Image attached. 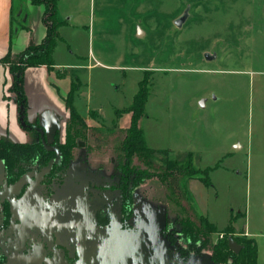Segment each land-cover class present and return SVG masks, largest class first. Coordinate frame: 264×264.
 Instances as JSON below:
<instances>
[{"label":"rangeland","instance_id":"374dc122","mask_svg":"<svg viewBox=\"0 0 264 264\" xmlns=\"http://www.w3.org/2000/svg\"><path fill=\"white\" fill-rule=\"evenodd\" d=\"M61 4L68 14L59 13L60 18L78 25L63 30L62 62L74 65L58 73L71 77L72 88L77 87L73 105L89 127L81 146L72 151L67 171L69 180L81 187L73 198L76 187L71 185L68 196L57 201L40 184L33 185L28 172L12 187L0 175L2 192L12 190L11 196L23 182L31 183L15 203L17 216L26 226L32 220L75 225L70 226L79 240L74 264H81L80 249L83 264H163L153 232L169 244L176 260L213 262L218 240L226 237L199 230L198 208L220 229L232 215L243 214L234 221V235L252 237L258 245L257 264H264V0ZM144 78L150 93L138 125L147 145L168 149L182 160L192 151L201 171L219 164L210 172L211 186L197 177L167 174L162 154H136L132 175L123 171L121 127L130 126L132 114L124 113L116 122V109L133 103ZM7 97L13 99V93ZM53 139L46 138L44 147L57 150ZM17 153L40 165L38 170L44 168L38 149ZM145 170L152 173L140 177ZM163 171L165 176L158 175ZM192 179L196 182L189 183ZM71 205L80 212V221L65 213ZM56 252L60 258L62 251ZM230 256L226 263H232Z\"/></svg>","mask_w":264,"mask_h":264},{"label":"trees","instance_id":"16d2710c","mask_svg":"<svg viewBox=\"0 0 264 264\" xmlns=\"http://www.w3.org/2000/svg\"><path fill=\"white\" fill-rule=\"evenodd\" d=\"M31 1L45 6L43 21L47 28L46 36L41 43L32 44L19 54L8 53L4 57L3 62L7 65L11 76V83L7 92L13 93L18 106L20 123L28 134L32 133L30 134L32 138L31 142L29 140L24 143L0 140V164L2 166L0 167V175L4 176L7 186L12 187L28 172L31 178L35 180L32 182L33 185L40 184L39 187L47 190L58 201L60 197L68 196L67 193H69L68 190L71 188V185L76 187L73 198L79 193L81 183L78 185L76 181L71 182V179L69 180L67 177V171L70 168L69 159L71 158L72 151L81 146L82 140L86 137V130L89 127L86 126L83 117L73 105L77 87L71 88L68 94L67 101L70 108V118L66 127L65 141L60 142L58 136H55L58 142L57 150L55 148L44 147L46 143L44 132L37 126H32L27 120L24 72L26 68L34 65H47L50 69L54 67L53 52L57 43L63 40L60 28L66 24V21L60 18L58 11L59 0ZM149 93V87L146 84V78H144L140 82L137 93L134 95L133 103L127 108L116 109V122L124 113L132 114L130 126L127 128L121 127L125 131V141H123L125 162L123 164V171L130 176L132 175L130 164L136 154L146 157L162 154L164 155L162 161L166 163L168 168L166 169L167 174L172 175L178 172L189 179L197 177L205 186H211L210 172L217 168L219 164L214 167H207L201 171L195 166V154L192 151L185 153L186 158L182 160L179 156H170L168 149H157L147 145L144 130L139 127L138 123L145 114ZM94 114L93 112L92 115ZM35 133L38 137H36ZM32 148L40 151V162L45 160L42 170H38L40 165H34V162L31 163L21 158L18 153V155L15 154L19 151H32ZM55 155L59 160L52 159ZM35 170L37 171L34 172ZM166 171L159 172L158 175L165 176ZM151 173L145 170L139 176H149ZM198 174H201L202 177L198 176ZM30 185L29 181L23 182L20 192L12 196L10 195L12 190L7 189L3 193V186H0V211L2 213V220L0 222V264H74V261L78 257L79 247L76 228L59 227L57 224H44L34 220L29 222L31 221L29 218L26 219L29 222V226H26L23 223L24 219L17 216V205L15 203L19 202L25 195L24 193L27 191V188L29 189ZM126 189L130 196V187L128 186ZM126 209L129 210V208ZM71 212L76 215L74 219L80 221L82 216L73 205L68 206L65 210V213L68 215ZM200 217L202 228L199 230H202V233L206 235L219 231L220 234H223V237H226L224 240H218L212 256L213 262L225 264L229 255H231V264L258 263V245L256 241L246 236L241 238L234 235V221L238 215H232L229 224L222 230H218L217 226L210 223L206 217L201 215ZM21 223L24 225H21ZM229 237H233L239 244L243 245L239 253H235L229 248ZM165 244L170 248L169 244ZM57 250L62 251L60 258H57Z\"/></svg>","mask_w":264,"mask_h":264},{"label":"crops","instance_id":"0c3cea01","mask_svg":"<svg viewBox=\"0 0 264 264\" xmlns=\"http://www.w3.org/2000/svg\"><path fill=\"white\" fill-rule=\"evenodd\" d=\"M62 1L58 2V11L67 16V12L60 10ZM44 12V5L33 3L31 0H0V140L16 143L28 141L29 134L20 123L16 101L14 97L11 100L7 97L11 76L3 59L10 52L19 54L28 46L43 41L47 33L43 21ZM66 20L67 23L60 28L61 34L64 29H77L78 25L73 23L72 18ZM61 44L62 41H59L55 46L53 52L55 65L52 69L47 65H34L26 68L24 72L27 120L32 126L42 130L49 142L54 140L56 135L61 139L65 138L70 118L67 98L72 88L71 77L61 76L58 72L65 73L66 66L74 64L62 62L64 50ZM194 181L196 182L192 179L189 183ZM198 210L200 215L216 225L208 213H201L200 208ZM242 215L239 214L238 217ZM234 227L237 225L234 224ZM246 234L249 235L247 230Z\"/></svg>","mask_w":264,"mask_h":264},{"label":"water","instance_id":"95a60500","mask_svg":"<svg viewBox=\"0 0 264 264\" xmlns=\"http://www.w3.org/2000/svg\"><path fill=\"white\" fill-rule=\"evenodd\" d=\"M183 20H184L183 17L176 20V24L178 26H181ZM65 226L76 227L75 225H65ZM153 240L158 245V247L160 248L161 260H162L163 264H223V263H214V262L202 261V260H198V259H192L189 262L180 263L174 257H172L169 254L167 246L165 244H163L160 240L157 239L155 232H153ZM228 244H229V248L235 253H239L240 250L243 248V245L239 244L233 237H229ZM80 254H81V264H83V257H82L81 249H80ZM225 264H231V263H225Z\"/></svg>","mask_w":264,"mask_h":264},{"label":"flooded vegetation","instance_id":"af4514ba","mask_svg":"<svg viewBox=\"0 0 264 264\" xmlns=\"http://www.w3.org/2000/svg\"><path fill=\"white\" fill-rule=\"evenodd\" d=\"M68 225H69V224H68ZM64 226H65V225H64ZM67 227H70V226H67ZM72 227H73V226H72ZM80 255H81V254H80ZM177 261H178V260H177ZM178 262L182 263V262H184V261H182V262H181V261H178ZM187 262H188V261H187ZM184 263H186V262H184Z\"/></svg>","mask_w":264,"mask_h":264},{"label":"built area","instance_id":"2783aa9c","mask_svg":"<svg viewBox=\"0 0 264 264\" xmlns=\"http://www.w3.org/2000/svg\"><path fill=\"white\" fill-rule=\"evenodd\" d=\"M221 237H223V234H221Z\"/></svg>","mask_w":264,"mask_h":264}]
</instances>
